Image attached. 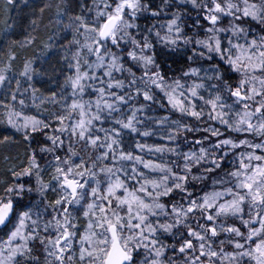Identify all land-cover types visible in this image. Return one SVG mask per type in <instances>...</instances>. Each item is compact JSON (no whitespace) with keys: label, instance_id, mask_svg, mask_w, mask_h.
<instances>
[{"label":"snow or ice","instance_id":"1","mask_svg":"<svg viewBox=\"0 0 264 264\" xmlns=\"http://www.w3.org/2000/svg\"><path fill=\"white\" fill-rule=\"evenodd\" d=\"M174 4L159 28L133 31L139 17L158 18ZM184 5L207 24L197 20L192 36ZM77 7L79 14L67 6L56 13L57 25L68 16L63 27L72 34L63 57L72 71L60 94L37 95L28 60L10 100L0 99V125L24 141L43 136L50 146L39 150L51 156L47 182L35 154L12 173L35 176L39 204L19 210L17 198L33 190L23 184L0 194V231L7 229L0 264H41V257L43 264H137L141 253L139 264H264V0H85ZM249 21L259 28L245 27ZM154 42L191 47L188 67L169 80ZM6 82L0 68V86ZM28 99L37 110L52 105L48 118L26 114ZM153 105L167 112L146 115ZM125 132L158 135L160 143L137 139L125 148ZM12 142L0 136V146Z\"/></svg>","mask_w":264,"mask_h":264},{"label":"trees","instance_id":"2","mask_svg":"<svg viewBox=\"0 0 264 264\" xmlns=\"http://www.w3.org/2000/svg\"><path fill=\"white\" fill-rule=\"evenodd\" d=\"M90 4L91 0H87ZM85 0H13L12 4H8L6 0H0V68L6 69V75L11 78V84L7 82L0 89V99L10 100V89H15L16 78L19 77V73L23 71L25 61L32 60V67L36 71L31 84L38 89L37 95L48 96L52 92H56L58 95L61 92V85L64 82L65 76L72 70L68 68L67 61L63 59L65 54L64 46L68 41L72 39L70 31L64 29L63 24L69 22L68 16H64L63 23L57 25L56 13L59 8L65 6L69 9V14H79L81 9L77 5H82ZM155 4H159L160 0H154ZM47 5V7H45ZM41 7H44V12L40 11ZM179 10L183 13V22L186 25L185 32L187 35L192 36L197 32L196 21L199 20L201 25L207 26L203 20V16H198V10L192 9L191 5L180 6ZM177 11V5L174 4L167 14H162L158 18H152L148 15H144L138 18L137 24L139 29L133 31H139L141 29L146 30L149 26L155 24L156 28H159L160 23L167 21L170 18L171 12ZM35 21V24H33ZM227 23V21H225ZM245 27L251 26L253 29H258L259 26L255 22L249 21L244 25ZM51 37V51L43 56V41L48 37ZM62 36V37H61ZM200 36H203V32L200 31ZM31 38L33 43L21 46V42ZM154 39V38H153ZM75 50L74 48L72 49ZM14 54L17 58L9 61L8 56ZM156 61L160 64L162 73L165 74L169 80L177 77L181 72L188 67L190 62L187 60L189 55H192L191 47H184L181 45L176 50L163 47L160 42H154V53ZM204 66H208L209 63H219V61H203ZM195 66V65H193ZM226 67V66H224ZM133 70L139 76L141 70L134 67ZM235 79V77H232ZM23 79V78H20ZM24 87H28V82H23ZM89 96H85V99H89ZM142 99V98H141ZM30 107L24 111L29 115H38L41 119L48 118L45 109L52 110L53 106L50 104H44L39 110L32 107V101L28 99ZM71 102L70 100L68 101ZM166 103V101H163ZM18 106V105H17ZM59 110V106L56 107ZM2 111V110H0ZM166 109H160L153 105L152 110H146L145 114L150 116H158L165 114ZM115 115V114H114ZM178 115V114H177ZM143 119V116H141ZM98 126L108 127L110 121L97 122ZM50 134V130H49ZM0 136H12L13 142L8 145L0 146V194H3V189L13 184H23L25 190L31 187V192L25 191L17 199L21 204V209L25 207H32L33 204H39L42 197L36 190V178L35 176H20L14 177L13 171L22 172L28 166V157L35 154L38 163L41 165L42 180L47 182L50 179L51 169L45 171V162L51 159L50 154L41 153L40 146H50V142H46L43 136H37L34 140L24 141L23 133H17L15 129L7 126V124L0 125ZM123 139V146L129 148L135 140L139 139L142 142L160 143L158 135L143 138L138 135L125 132ZM39 143H38V142ZM66 149V146H65ZM34 150V151H33ZM182 150H187L184 147ZM64 152L61 151L60 155ZM225 167H231L230 164H226ZM210 183V182H209ZM199 187L196 186L197 194ZM48 199H54L55 194L49 192L47 194ZM43 204L40 205L42 209ZM7 229L0 231V238L6 239L5 232ZM161 239L168 244L176 243V240L171 236L162 235ZM228 250H231L230 248ZM171 254V252H169ZM142 253L137 256V264H139L142 258ZM41 264H43V257H41Z\"/></svg>","mask_w":264,"mask_h":264},{"label":"rangeland","instance_id":"3","mask_svg":"<svg viewBox=\"0 0 264 264\" xmlns=\"http://www.w3.org/2000/svg\"><path fill=\"white\" fill-rule=\"evenodd\" d=\"M226 35V34H225ZM62 37V36H61ZM51 37L49 36L47 39H45V41H43V45L41 46V48L43 49V56H45L47 53H49L51 51ZM207 67V66H206ZM2 86H0L1 89ZM207 94V93H205Z\"/></svg>","mask_w":264,"mask_h":264},{"label":"water","instance_id":"4","mask_svg":"<svg viewBox=\"0 0 264 264\" xmlns=\"http://www.w3.org/2000/svg\"><path fill=\"white\" fill-rule=\"evenodd\" d=\"M3 226H0V228H2Z\"/></svg>","mask_w":264,"mask_h":264}]
</instances>
